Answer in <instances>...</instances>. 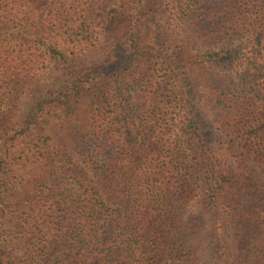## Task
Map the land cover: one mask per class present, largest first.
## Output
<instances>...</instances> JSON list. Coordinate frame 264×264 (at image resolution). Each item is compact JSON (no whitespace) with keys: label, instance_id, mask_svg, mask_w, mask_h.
I'll use <instances>...</instances> for the list:
<instances>
[{"label":"trees","instance_id":"16d2710c","mask_svg":"<svg viewBox=\"0 0 264 264\" xmlns=\"http://www.w3.org/2000/svg\"><path fill=\"white\" fill-rule=\"evenodd\" d=\"M0 264H264V0H0Z\"/></svg>","mask_w":264,"mask_h":264},{"label":"rangeland","instance_id":"374dc122","mask_svg":"<svg viewBox=\"0 0 264 264\" xmlns=\"http://www.w3.org/2000/svg\"><path fill=\"white\" fill-rule=\"evenodd\" d=\"M101 43H102V35L100 36L99 41L97 42L96 48L92 51V55L90 57L91 59H94L96 61L97 60L103 61L106 59L107 54L104 52ZM49 84L50 83H48L47 80L42 83L44 87H48Z\"/></svg>","mask_w":264,"mask_h":264}]
</instances>
